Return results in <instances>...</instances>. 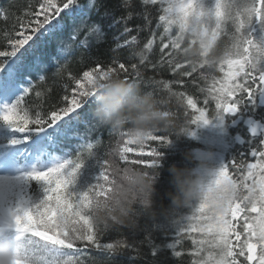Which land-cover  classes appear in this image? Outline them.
Here are the masks:
<instances>
[{
	"label": "snow or ice",
	"instance_id": "6c2138e0",
	"mask_svg": "<svg viewBox=\"0 0 264 264\" xmlns=\"http://www.w3.org/2000/svg\"><path fill=\"white\" fill-rule=\"evenodd\" d=\"M37 2L36 10L24 13L26 21L17 20L20 30L5 37L7 48L0 51V229L12 233L16 241L28 236L43 242L49 251L46 264H95L94 251L110 259L133 245L122 240L102 242L105 233L98 231L88 215L92 197L108 191L104 152L91 141L69 151L65 141L74 126L88 117L85 106L93 103L94 96V90L88 88L97 79H106L117 70L127 74L130 69L137 80L142 76L137 63L126 66L118 59L104 66L96 63L79 77L68 73L74 86L62 98L65 106L48 113L42 112L40 105L32 111L24 107L32 91V81L26 77L35 74L43 81L45 76L40 74L50 70L51 61L45 64L35 55L38 48L71 29L72 43L62 44L57 53L60 59L55 74L59 75L65 68L61 61L87 49L90 39L99 41L105 36L100 24L87 23L95 0H90L87 8L80 0ZM142 2L151 8L136 13L144 23L135 30L147 29L150 38L133 57L140 66L147 62L153 70H167L174 76L193 78L198 73L191 84L204 95L205 107H198L192 95L173 91L186 86L184 79L152 81L178 101L186 99L184 116L190 125L218 119L221 124L235 126L242 122L253 138L259 133L258 143L236 135L239 144L247 145V153L210 173V179L201 185L203 200L194 211L167 222L163 230L173 229L175 239L166 247L174 257H190V264H264V0ZM131 18L129 13L113 21L124 25L115 37L117 48L137 43V36L126 39L133 31L127 26ZM154 50L159 56L152 61L149 54ZM210 101L215 102L211 115L206 107ZM188 109L194 110L191 116ZM150 141L171 143L163 134ZM146 145L126 147L124 162L155 167L162 152L155 147L146 151ZM131 155L148 159H131ZM224 186L228 187L222 206H210L209 197ZM185 237L191 241L190 249L176 250L183 247ZM158 251L153 245L152 255ZM109 259H105L107 264ZM14 264L27 262L17 259Z\"/></svg>",
	"mask_w": 264,
	"mask_h": 264
},
{
	"label": "clouds",
	"instance_id": "9594fccd",
	"mask_svg": "<svg viewBox=\"0 0 264 264\" xmlns=\"http://www.w3.org/2000/svg\"><path fill=\"white\" fill-rule=\"evenodd\" d=\"M93 90V121L111 134L106 143H94L95 148L104 152L108 175V191L93 196L88 209L98 231L104 234L111 230H135L142 221L158 225L194 211L203 200L201 185L207 183L214 171L206 161L193 166L194 153L187 152L184 163H172L168 168L171 187L161 197L158 183L163 152L159 163L151 169L123 160V150L129 145L143 147L157 134L172 142L191 131L190 123L171 110L169 100H162L145 90L140 80L123 76L118 70L106 79H97L88 88L89 92ZM226 187L209 197L210 206H222ZM12 235L0 229V264H14L17 259L27 264H46L49 251L43 242L28 236L16 241ZM95 264H107V261L98 259Z\"/></svg>",
	"mask_w": 264,
	"mask_h": 264
},
{
	"label": "trees",
	"instance_id": "16d2710c",
	"mask_svg": "<svg viewBox=\"0 0 264 264\" xmlns=\"http://www.w3.org/2000/svg\"><path fill=\"white\" fill-rule=\"evenodd\" d=\"M89 3L90 0H80V4L84 5L86 8ZM29 5L32 6L31 9H29ZM145 7L151 8V6L144 5L142 0H95L89 11L87 23L89 25L93 23L100 24L105 33L104 38L99 41L90 39L87 49L81 48L77 51L75 57L69 56L66 61H61V63L65 65V68L59 75L55 74L57 67H59L56 62L60 59L57 53L62 44L72 43L69 40L71 29L68 28L63 34L50 38L47 43L38 48L35 55L40 57L45 64L51 61L49 65L50 70L46 73H41L45 76V80L43 81L39 80L38 76L35 74L26 77V79L30 78L32 81V91L26 96L23 106L32 111L37 105H40V110L44 113L63 107L65 106L62 99L63 96L69 94L70 89L74 86V81L68 77L69 72L73 76L79 77L82 75L83 71L94 67L96 63H100L104 66L109 64L112 60L118 59L126 63V66L131 63H137L142 76L140 81L145 90L153 92L162 100H169L171 110L178 113V116L182 117V120L187 119L184 116L186 99L184 101H178L176 98L172 97L167 90H162L152 81L184 79L186 86L174 88L173 91H184L186 94L192 95L197 99L198 107H205L203 103L204 95H200L202 93H199L196 87L191 84V79L198 75V73H194L193 78H183L179 75L174 76L167 70H153L151 64L147 62L143 66H140L138 59L133 57V53L139 52L143 44L150 38L147 29L139 33L135 30L137 25H143L144 23L143 19L136 15V13L143 11ZM36 8H38L37 0H0V51L7 48L5 37L20 30L17 20L26 21L27 17L24 13L29 10L34 11ZM129 13H132V18L127 20V26L133 31L126 39L131 40L132 36H137V43L132 47L117 48L116 45L118 42L115 37L120 34L124 25L122 23L113 24V21H120L122 17H127ZM69 23H71V18H69ZM155 23L156 21L153 19V26H155ZM109 25L112 26L109 27ZM86 34V31L82 32L79 39L82 40ZM119 43L123 44V39H121ZM158 56V50H154L153 53L149 54V59L155 61L158 59ZM121 74L130 79H137L135 73L132 72L131 69L127 74ZM213 75L218 76L219 73L214 72ZM36 92L40 93L39 97L36 96ZM211 106L214 108V101H210L206 107L209 110ZM92 109L93 103L85 106V110L89 112L88 117L86 120L74 126L75 131L69 133V139L66 140L65 143L73 141L77 146L80 143L88 141L95 143L99 140L101 144L108 141L111 134L107 129L95 125L92 118ZM188 111L191 116L194 110L188 109ZM210 114H212V112ZM198 124L200 123L191 125V133L197 130ZM90 127L92 128L91 131H89ZM80 137H84V139L82 140ZM200 145V142L196 140L194 134L190 133L181 136L179 139H173L166 148L159 142L150 141L147 143L145 148L146 151L151 147H155L164 153L162 163L159 165L161 174L158 189L161 197H163L171 187L168 171L169 166L174 162L184 163V154L187 152L194 153L195 158L191 163L193 166H196L198 161L196 157L197 154L194 150H200ZM130 158L148 159V157L136 155H131ZM138 167L144 168L143 166ZM98 171L99 167L96 166L95 172ZM94 178L95 176L93 175V179ZM165 203H167V200H165ZM155 225L156 224L151 222L142 221L141 226L135 230L121 229L108 231L102 237V242L122 240L131 243L133 248L115 253L110 259L107 258L105 254L99 253L98 251H94L92 255L98 259H109V264H190V257H174L172 255V250L166 247L167 244L175 239V231L173 229L163 230V228L167 226V222L160 223V228L155 227ZM149 241H151V243H149ZM153 245L159 247L156 256L152 255ZM182 245L183 247L177 246L176 250L183 252L190 249L191 242L185 237L182 238Z\"/></svg>",
	"mask_w": 264,
	"mask_h": 264
},
{
	"label": "rangeland",
	"instance_id": "374dc122",
	"mask_svg": "<svg viewBox=\"0 0 264 264\" xmlns=\"http://www.w3.org/2000/svg\"><path fill=\"white\" fill-rule=\"evenodd\" d=\"M213 107L209 108V115L214 112L215 102ZM194 137L201 144L200 150H194L198 163L201 160L206 161L215 170L230 161L234 138L228 130V124H221L218 119L210 120L208 123L200 122Z\"/></svg>",
	"mask_w": 264,
	"mask_h": 264
},
{
	"label": "flooded vegetation",
	"instance_id": "af4514ba",
	"mask_svg": "<svg viewBox=\"0 0 264 264\" xmlns=\"http://www.w3.org/2000/svg\"><path fill=\"white\" fill-rule=\"evenodd\" d=\"M228 130H229L230 134L232 135V138H234L233 146L231 147V150H230V153L232 152L230 160L233 157H237L239 159L241 153H247V151H248L247 145L239 144L236 141V135L237 134H239L245 140L251 139L253 141V143H258V141H259V133H258L257 137L253 138L251 136V133L249 132L247 126L245 124H243L242 122L236 126L228 124ZM249 159H251V157H249Z\"/></svg>",
	"mask_w": 264,
	"mask_h": 264
}]
</instances>
